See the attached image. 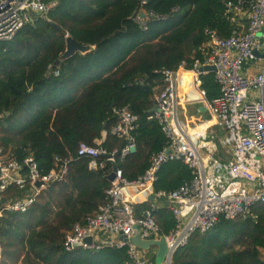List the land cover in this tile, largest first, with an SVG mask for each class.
Wrapping results in <instances>:
<instances>
[{
  "label": "trees",
  "instance_id": "trees-1",
  "mask_svg": "<svg viewBox=\"0 0 264 264\" xmlns=\"http://www.w3.org/2000/svg\"><path fill=\"white\" fill-rule=\"evenodd\" d=\"M56 1L46 17L34 16L11 40L0 42V145L21 161L32 155L43 173L64 160L69 170L26 212L5 214L2 264H133L126 247L67 251L64 241L75 224H84L108 201L111 165L134 180L164 147L166 135L150 118L154 87L164 85L161 71L177 70L183 61L190 68L194 59H203L207 29L230 34L224 16L229 0ZM139 9L146 12L147 29L135 20ZM67 34L92 48L63 60L56 74L52 67L66 49ZM201 80L210 101L221 95L213 72ZM125 105L139 116L136 151L92 168L90 157L79 156V145H100L108 152L124 147L126 141L111 129ZM191 177L185 163L169 162L155 190H174ZM150 206V201L135 204L136 216ZM253 212L255 218L221 217L210 230L194 233L175 252L173 264H264V203L255 204ZM154 215L164 233L175 227L168 208L155 209Z\"/></svg>",
  "mask_w": 264,
  "mask_h": 264
},
{
  "label": "built area",
  "instance_id": "built-area-1",
  "mask_svg": "<svg viewBox=\"0 0 264 264\" xmlns=\"http://www.w3.org/2000/svg\"><path fill=\"white\" fill-rule=\"evenodd\" d=\"M145 3L143 0L142 5ZM55 5L56 0H0V42L11 40L34 16L46 17ZM225 5L230 34L223 36L216 29H207V40L201 47L203 59H194L190 68L183 61L177 70L161 71L164 85L157 86L153 97L158 111L150 118L157 119L166 135L164 147L151 155L148 168L134 180L124 177L122 169L117 168L116 179L107 189L108 201L84 224L74 225L64 241L67 251L126 247L133 264H156L152 260L156 251L151 253V249L131 241L139 231L143 239L163 238L168 254L162 264H173L175 252L194 233L210 230L221 217H256L253 206L264 203V0H229ZM141 14L146 16L144 10H137L135 20L147 29ZM251 61H255V73L249 68ZM202 66L215 67L221 95L209 107L212 125L223 130V135H209L207 128L191 126L180 118L182 72L192 71L196 82L202 84ZM117 114L118 122L111 133L126 141L124 147L109 152L100 145L81 143L78 147L79 156L91 158L92 168L106 167V163L98 162L101 156L114 164L118 156L123 159L132 153V147L136 148L133 132L139 116L129 105ZM173 161L185 163L192 177L174 190L152 189L148 193L145 189L154 186L161 168ZM60 162L43 173L32 155L21 161L0 145V233L7 212H26L45 189L65 178L69 161ZM38 181L40 186L36 185ZM131 189L144 191L146 199L154 196V203L140 217L135 215L137 199ZM159 199L169 201L176 220L168 233H163L154 215ZM121 234L128 239L121 240ZM88 237L93 238L92 243L86 242ZM2 259L0 235V264Z\"/></svg>",
  "mask_w": 264,
  "mask_h": 264
},
{
  "label": "crops",
  "instance_id": "crops-1",
  "mask_svg": "<svg viewBox=\"0 0 264 264\" xmlns=\"http://www.w3.org/2000/svg\"><path fill=\"white\" fill-rule=\"evenodd\" d=\"M182 73H183V79L180 82V89H181L180 118L188 122V124L191 126L197 124L202 128H207V132L209 133V135H216V136L217 134L223 135L224 133L223 130H221L217 126L212 125L214 119L209 107V103L211 101L207 98L205 91L202 89V84H198L196 82L195 75L193 74L192 71L185 70ZM205 73H209V72H205ZM156 91H157V87H154V94ZM103 162L106 164L108 163L112 164L110 162H107L106 160H104ZM152 189L153 191L156 192L155 184L154 186H148V188L145 190L148 193H150ZM129 191H131L135 196V198L137 199L135 204L142 203L145 201H150L152 206V204L154 203V199L151 200L150 199L151 196L148 197V199H146L145 192L140 189H135V190L131 189ZM156 204H157V209L160 207H166L169 210H171L170 203L166 199H159L156 201Z\"/></svg>",
  "mask_w": 264,
  "mask_h": 264
},
{
  "label": "water",
  "instance_id": "water-1",
  "mask_svg": "<svg viewBox=\"0 0 264 264\" xmlns=\"http://www.w3.org/2000/svg\"><path fill=\"white\" fill-rule=\"evenodd\" d=\"M141 16H145V15L141 14ZM91 48H92L91 45L82 44L81 42L74 39L72 36L68 35L66 37V49H65L64 53L60 56V58L58 60H56V62L52 68L57 69L63 60L68 59V58L72 57L73 55H75L76 53H79V52L86 53V52L90 51ZM200 70L202 72H212L215 70V67L214 66H202L200 68ZM156 111H158V107L155 103H153V108L151 109V112H156ZM135 150H136L135 147L131 148L132 153L135 152ZM116 171H117V166L114 164L112 166L111 173L106 176V178L110 182H112L116 179ZM36 185L40 186L41 182L38 181L36 183ZM150 199L153 200L154 196L152 195L150 197ZM3 201H5V198L3 199ZM127 239L128 238L126 236L121 234V240H127ZM92 241H93L92 237H88L86 239L87 243H92ZM131 241L134 244L138 245L139 247H141L143 249H147V250H150L153 247H156L157 248L156 256H155V263L156 264H162L165 257L168 254V247H167V244L163 238H160V239H143L140 235V232L137 231V233L131 237Z\"/></svg>",
  "mask_w": 264,
  "mask_h": 264
},
{
  "label": "rangeland",
  "instance_id": "rangeland-1",
  "mask_svg": "<svg viewBox=\"0 0 264 264\" xmlns=\"http://www.w3.org/2000/svg\"><path fill=\"white\" fill-rule=\"evenodd\" d=\"M254 65H255V61H251V63L249 64V68H250V70H251L252 73H255L256 72V70H252L254 68ZM150 251H151V253L153 251H157V248L156 247H153Z\"/></svg>",
  "mask_w": 264,
  "mask_h": 264
},
{
  "label": "bare ground",
  "instance_id": "bare-ground-1",
  "mask_svg": "<svg viewBox=\"0 0 264 264\" xmlns=\"http://www.w3.org/2000/svg\"><path fill=\"white\" fill-rule=\"evenodd\" d=\"M182 79H183V76H182V78H181V81H182Z\"/></svg>",
  "mask_w": 264,
  "mask_h": 264
}]
</instances>
